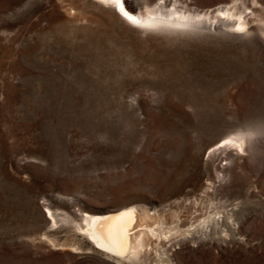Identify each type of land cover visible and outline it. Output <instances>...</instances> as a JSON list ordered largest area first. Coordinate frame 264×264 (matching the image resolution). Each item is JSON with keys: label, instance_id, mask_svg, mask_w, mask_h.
<instances>
[{"label": "rangeland", "instance_id": "374dc122", "mask_svg": "<svg viewBox=\"0 0 264 264\" xmlns=\"http://www.w3.org/2000/svg\"><path fill=\"white\" fill-rule=\"evenodd\" d=\"M177 1L206 22L0 0V264H264V0ZM130 206L192 238L121 260L81 230Z\"/></svg>", "mask_w": 264, "mask_h": 264}, {"label": "bare ground", "instance_id": "6f19581e", "mask_svg": "<svg viewBox=\"0 0 264 264\" xmlns=\"http://www.w3.org/2000/svg\"><path fill=\"white\" fill-rule=\"evenodd\" d=\"M96 1L115 9L120 16L137 26L188 27L204 24L207 20L205 19L207 16L205 14L192 16L185 11L178 10L177 0H162L156 8L146 7L145 11L139 10L138 12H136V8H134V12L130 11L127 5L130 3L126 2V0ZM168 1H173L172 9L165 11L166 2ZM236 17L237 20L235 19L233 28L240 32L245 28L246 23L241 22L242 18L238 16L237 7L232 6L219 9V18L223 20L233 21ZM229 143L243 148L241 139H229ZM147 215L144 211L139 213L138 208L135 206L126 207L120 211L104 215L86 213L83 215L84 226H81V230L84 231L95 247L105 254L121 260H133L142 257V250L151 244H154V247L157 249L156 251H158L160 248L162 250L163 242L192 238V233L187 234V236H183V234L176 236L179 232L177 227L169 228L154 223L151 225L145 224L144 220H148L151 217ZM165 251L166 249L162 253L164 254Z\"/></svg>", "mask_w": 264, "mask_h": 264}]
</instances>
